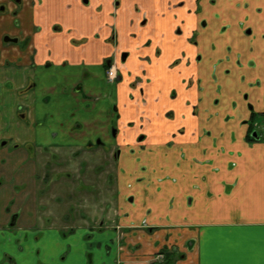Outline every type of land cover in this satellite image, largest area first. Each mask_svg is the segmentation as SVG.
<instances>
[{
  "label": "crops",
  "instance_id": "1",
  "mask_svg": "<svg viewBox=\"0 0 264 264\" xmlns=\"http://www.w3.org/2000/svg\"><path fill=\"white\" fill-rule=\"evenodd\" d=\"M3 41L0 130L38 116L61 139L29 143L83 146L115 121L125 151L115 221L14 235L3 209L0 264H156L164 250L172 264H264V141L243 124L250 107L264 112V0H0ZM110 59L119 85L105 79ZM136 76L151 80L146 105ZM141 116L151 123L127 132Z\"/></svg>",
  "mask_w": 264,
  "mask_h": 264
},
{
  "label": "rangeland",
  "instance_id": "2",
  "mask_svg": "<svg viewBox=\"0 0 264 264\" xmlns=\"http://www.w3.org/2000/svg\"><path fill=\"white\" fill-rule=\"evenodd\" d=\"M0 46L7 48L12 44L3 41ZM150 82L151 80L149 84ZM33 83L30 80L28 84L31 90L34 89ZM137 86L138 83L135 88ZM41 102L43 109L52 106L46 104L43 98ZM171 117L169 114L167 118L170 120ZM37 118L35 123L24 121L27 123L25 126L5 124L0 130V143L7 141L6 145L0 146V219L4 209L2 213L5 215L6 232L17 235L19 227L40 230L53 228L64 236L69 235L73 229L83 226L94 228L98 222L114 220L113 214L117 207L116 160L121 152L118 148L121 146L110 148L112 141H108L104 146L92 144L83 147H60L51 153L38 151L34 149L33 142L29 143L32 132L41 131L48 137L47 133L50 131L48 139L54 142L61 139V134L57 135L59 130L56 127L43 123L46 120L38 116ZM71 126H75V123ZM27 128H30V132ZM258 131L264 133L263 126H259ZM12 138H18L19 144L14 143ZM107 138L108 133L104 140ZM96 141L97 138H94L92 143ZM127 147L132 153L137 145ZM122 150L125 151L124 146ZM10 167H13L11 177ZM13 178L17 182H12ZM14 186L18 188L15 189V194L11 188ZM6 199L10 200L7 204ZM11 222L14 225L9 227ZM172 251L164 250L161 253L163 259H159V253L155 254L154 263L172 264L170 255H167ZM62 258L63 255L60 259Z\"/></svg>",
  "mask_w": 264,
  "mask_h": 264
},
{
  "label": "flooded vegetation",
  "instance_id": "3",
  "mask_svg": "<svg viewBox=\"0 0 264 264\" xmlns=\"http://www.w3.org/2000/svg\"><path fill=\"white\" fill-rule=\"evenodd\" d=\"M1 9H3V8H1ZM193 37H194V34H192L190 40H193L194 39ZM6 38L9 39V41H5L4 40L5 42H10L11 41V39L9 37H6ZM126 57H127V54L126 53H123L120 56V60L122 62H124L125 59H126ZM104 68H105V72H106L105 79H106V81L108 83H111L113 85H119L120 83H122L123 76H121V74L119 72V68L116 65V63L114 62V60H112V59L106 60L104 62ZM110 70H113L114 73H115V76H113L112 78L108 77L109 76L108 73H109ZM149 81H150V79L147 76H136L129 83V88L132 91L136 92L138 94V97L142 98V102H143L144 105H146V100L143 98L142 93L144 91V87L149 84ZM136 83H138V86L135 88ZM27 89H28V87H25L24 90H23V92H26ZM170 95H171V98L173 99L175 97V90H172L171 93H170ZM129 96H130V99L134 100V96H133L132 93H130ZM169 114L171 115V111H169V112L167 111L166 113H164V116L166 118V121H169L170 122V121H172V119L169 120L167 118V117H169ZM263 114H264V112H260V113L259 112H255V111L251 110V107H250L249 117L246 120L243 121V124L247 125L246 139L249 136L251 138H253V140H255V141L262 140L263 139L264 133H261V132L258 131L259 126H263V130H264V117L261 116ZM17 116H18V118L20 120L25 119V113H24V110L22 108H19V111H18ZM149 123H151V119L150 118L141 116V117H139V121L138 122L133 121V122H129L127 124V128H128L127 132L129 130L144 129V126L146 124H149ZM109 130H111L110 133H111L112 136L110 135V133H108V138L106 140H104L102 137L98 136L97 137V141L95 143L90 142V143L85 144V145L91 146L92 144H96V145H99V146L100 145L104 146L106 142L112 141V145L109 146L110 148H113L114 149V147L121 146V148H118L119 150L121 149V152H120V154H118V158L116 160V162H117V168H118L119 159H120V157H121V155L123 153V150H122V146L123 145L117 144L118 128H117V125L115 124V121H113V123L111 124V127H110ZM125 137H126V131H125ZM146 138H147V136L144 133H139L137 135V142H140V143H138L137 147L138 146L140 147L141 142H143ZM2 143H4L3 145H6L7 144V141H2L0 143V146H3ZM85 145H83V146H85ZM167 145H171V142L170 143H167ZM68 146L76 147L75 145H71V144H68L67 145V144H63V143H61V144H55V145H53V144H51V145H43V146H37V145H34L33 144V147H34L35 150H38V151L43 150V151H48L50 153L52 151H54L56 148L68 147ZM83 146H79V147H83ZM14 181L17 182V180L15 178H13L12 182H14ZM11 188H12V192H14V194H15V189H18V188L15 187V186L14 187H11ZM116 188H117V207H118V202H119L118 201V174H117V178H116ZM16 193L18 194L19 191H16ZM131 197L132 196H129L128 197L129 198V200H128L129 203H131L130 202L131 199H132ZM112 221H115V220H112ZM104 224H105V221L103 220L100 223L98 222L97 227H94V228L97 229L98 227H100V226H102ZM13 225H14V223L11 222L10 225H9V227H11ZM74 231H75V229H73L71 232H74ZM67 233H69V231H67Z\"/></svg>",
  "mask_w": 264,
  "mask_h": 264
},
{
  "label": "built area",
  "instance_id": "4",
  "mask_svg": "<svg viewBox=\"0 0 264 264\" xmlns=\"http://www.w3.org/2000/svg\"><path fill=\"white\" fill-rule=\"evenodd\" d=\"M108 74H109L108 77H110V78H112L113 76H115V73H114L113 70H110ZM158 257H159V259H163L164 258L163 254H161V253L158 254Z\"/></svg>",
  "mask_w": 264,
  "mask_h": 264
},
{
  "label": "trees",
  "instance_id": "5",
  "mask_svg": "<svg viewBox=\"0 0 264 264\" xmlns=\"http://www.w3.org/2000/svg\"><path fill=\"white\" fill-rule=\"evenodd\" d=\"M261 116H263L264 117V114L263 115H261ZM247 141L248 142H253V141H255V140H253V138H251L250 136L247 138ZM262 141H264V136H263V139H262Z\"/></svg>",
  "mask_w": 264,
  "mask_h": 264
},
{
  "label": "water",
  "instance_id": "6",
  "mask_svg": "<svg viewBox=\"0 0 264 264\" xmlns=\"http://www.w3.org/2000/svg\"><path fill=\"white\" fill-rule=\"evenodd\" d=\"M4 40H5V41H9V39H7V38H5ZM3 144H4V143H2V145H3Z\"/></svg>",
  "mask_w": 264,
  "mask_h": 264
}]
</instances>
